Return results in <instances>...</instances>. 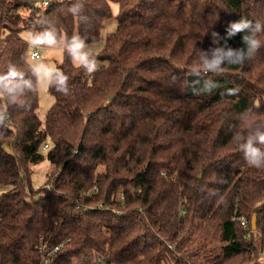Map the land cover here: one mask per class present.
Instances as JSON below:
<instances>
[{
    "label": "trees",
    "instance_id": "trees-1",
    "mask_svg": "<svg viewBox=\"0 0 264 264\" xmlns=\"http://www.w3.org/2000/svg\"><path fill=\"white\" fill-rule=\"evenodd\" d=\"M74 2L0 0V73L14 65L34 84L24 30L50 27L36 23L47 16L93 45L118 6L99 71L64 52L70 92L50 87L45 119L39 93L23 106L0 95L12 122L0 136V264H264V168L234 140L246 110L264 122V47L208 73L219 85L211 93L195 94L191 71L199 50L215 47L212 32L264 21V0H85L86 24L69 13ZM243 35L228 45L243 47ZM45 160L52 178L34 187Z\"/></svg>",
    "mask_w": 264,
    "mask_h": 264
},
{
    "label": "clouds",
    "instance_id": "clouds-1",
    "mask_svg": "<svg viewBox=\"0 0 264 264\" xmlns=\"http://www.w3.org/2000/svg\"><path fill=\"white\" fill-rule=\"evenodd\" d=\"M85 9V0H75L68 11L81 23L86 24L89 22V17L85 14ZM36 23H47L50 27H45L42 31L30 30V40L28 41L30 47L33 49L62 48L72 62L79 65L89 75L101 69L102 62L97 58L94 46L87 42L86 37L79 34L67 36L60 33L47 16L43 19L37 18ZM239 33H244L242 36L243 47H230L227 41ZM211 35L215 47H210L208 50L200 49L193 60L192 74L200 80L195 94L211 93L219 86L216 81L205 78L208 73L222 74L225 65H243L255 57L258 51L264 47V40L261 39V36L264 35V21L241 17L239 20L229 23L225 37H221L217 32H212ZM32 59L31 72L36 77V83L34 84L30 79H24L25 74L22 71H19L14 65H9L7 72L0 73V95L7 96L13 103L23 106L28 103L23 97L29 91L37 95L39 91L52 87L63 95L69 94V76L65 72L44 63L35 52ZM18 77L19 79H17ZM177 79V77H173V82H176ZM236 91V89L227 90L228 94H235ZM253 116L254 113L251 109L241 113L240 124L246 128V131L234 134V140L247 164L261 169L264 168V122L253 120ZM11 123L10 114L0 110V136L7 134Z\"/></svg>",
    "mask_w": 264,
    "mask_h": 264
},
{
    "label": "rangeland",
    "instance_id": "rangeland-1",
    "mask_svg": "<svg viewBox=\"0 0 264 264\" xmlns=\"http://www.w3.org/2000/svg\"><path fill=\"white\" fill-rule=\"evenodd\" d=\"M43 1L44 0H35V3L38 7L42 8ZM49 1H52V0H49ZM112 11H113V17L105 21L104 28L102 30L99 41L93 44L94 51L96 54L104 46L106 37L109 34L113 33L117 28L116 15L118 13V6L116 4L112 5ZM74 34H78V32L76 31ZM22 36L28 42L30 40V30H24L22 32ZM29 50H30V53L37 51L40 55L39 59L41 61H43L44 63L54 68L60 69V65L62 64L64 52H65L62 48H46L45 47V48L33 49L29 45ZM29 61L32 65L33 60L29 59ZM74 65L79 66L77 64H74ZM53 103H54V97L52 93L50 92V87L39 91L38 113L41 119H45V115L48 112V110L51 108ZM51 174H52V168H51L50 163L47 160L43 161L42 163H40L39 165L35 167L34 173L31 176L32 185L34 187H42L43 184L48 183L51 177ZM1 191L2 190H0V192ZM177 261L178 260H176L174 256H171L170 259L166 260L165 264H178Z\"/></svg>",
    "mask_w": 264,
    "mask_h": 264
},
{
    "label": "built area",
    "instance_id": "built-area-1",
    "mask_svg": "<svg viewBox=\"0 0 264 264\" xmlns=\"http://www.w3.org/2000/svg\"><path fill=\"white\" fill-rule=\"evenodd\" d=\"M49 5V1L48 0H44L43 1V5H42V8H47ZM36 54H38V56L40 57L39 53L37 51H34ZM34 52H31V59L33 57V54ZM33 60V59H32ZM96 192H98L97 190H95ZM240 222H241V225L245 228V229H249V222L246 218L242 217L240 218ZM49 261H50V256H46L44 261H43V264H49Z\"/></svg>",
    "mask_w": 264,
    "mask_h": 264
},
{
    "label": "water",
    "instance_id": "water-1",
    "mask_svg": "<svg viewBox=\"0 0 264 264\" xmlns=\"http://www.w3.org/2000/svg\"><path fill=\"white\" fill-rule=\"evenodd\" d=\"M252 227H253V230L257 229V214H254L252 217Z\"/></svg>",
    "mask_w": 264,
    "mask_h": 264
}]
</instances>
